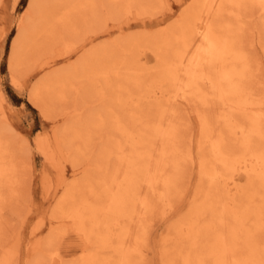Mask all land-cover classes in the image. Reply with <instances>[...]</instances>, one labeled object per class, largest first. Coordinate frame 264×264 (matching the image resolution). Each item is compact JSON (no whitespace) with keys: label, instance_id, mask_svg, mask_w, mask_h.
I'll return each mask as SVG.
<instances>
[{"label":"rangeland","instance_id":"rangeland-1","mask_svg":"<svg viewBox=\"0 0 264 264\" xmlns=\"http://www.w3.org/2000/svg\"><path fill=\"white\" fill-rule=\"evenodd\" d=\"M31 1L0 0V170L5 172L0 264H48L55 250L63 264H118L129 244L136 206L148 192L145 176L160 131L154 115L166 110L167 99L184 80L182 61L205 0H46L29 20ZM245 1L220 0L211 47L218 48L221 59L202 61L197 77L188 82L183 104L177 106L176 138L164 145L162 181L147 197L146 218L182 201L156 225L149 244L139 243L143 255L134 254L129 264H230L226 242L232 247L231 264L264 263V0ZM13 32L9 45L6 37ZM14 46L17 56L11 60ZM47 78L51 82L40 94L41 109L31 98ZM220 87L230 104L219 95ZM239 107L262 117L255 120ZM215 111L223 113L219 122ZM216 140L224 153L222 168L212 160ZM70 188L77 195L67 210L72 218L57 219L58 202ZM186 214L181 231L165 232ZM218 215L227 221L222 228L221 223L217 228ZM76 218L82 224L77 228ZM207 231L212 237L206 238Z\"/></svg>","mask_w":264,"mask_h":264},{"label":"bare ground","instance_id":"bare-ground-1","mask_svg":"<svg viewBox=\"0 0 264 264\" xmlns=\"http://www.w3.org/2000/svg\"><path fill=\"white\" fill-rule=\"evenodd\" d=\"M44 1H46V0H32L31 1V3H30V6H29V11H30V13H29V20H31V18H32V20H33V17L36 15V14H38L40 11H42V9H43V6H44ZM192 1V0H191ZM228 1H230V0H228ZM243 1V0H242ZM245 1V0H244ZM248 1V0H247ZM204 2V1H203ZM262 2V1H261ZM222 3V2H221ZM245 3H246V1H245ZM236 4H237V2H236ZM243 4V3H242ZM247 4V3H246ZM252 4H254V3H252ZM256 4V3H255ZM219 5H220V0H205V3L203 4V6L201 7V8H199V10L201 11V14L199 15V17L197 18V16H195L196 17V25H195V27H194V30H193V32H192V38H193V41L191 42V46H190V48L188 49V51L186 50V48H185V51H187L186 52V55H185V60H183L182 61V63H183V70H184V80L182 81L181 79V83H180V85H178L177 87H176V89H175V92H174V96H173V98H172V100L169 102V100L167 99V101H168V103L166 104L167 105V108H166V110H164V111H162V112H160L158 115H154V116H158V118L157 119H159V125H160V131H159V135H158V141L156 142V147H155V149H154V154L152 155V157H151V159H150V162H149V166H148V176H145L146 178H147V180L145 181L146 182V189H147V191L148 192H146L145 194H142L141 195V197H140V199H139V203H138V205L136 206V213H135V216H134V219H133V224H132V227H133V229H132V234H130L129 235V237L127 238V241H128V243L129 244H127L126 246H125V248H124V252H122L123 253V256L121 255V259L118 261V264H129L130 263V259H131V257L134 255V254H136V255H138V253H139V256H140V254L141 253H143V252H141V250L140 251H138L139 250V248H140V245H139V243L141 242V244H143V242H147L148 244H149V240H150V237H151V233L154 231V228L156 227V225L158 224V223H162V222H164L165 220H167L173 213H174V211L176 210V208H177V206L180 204V202L182 201L181 199L179 200V201H177L178 203H176L174 206H171L170 208H165L164 207V209H163V207H162V211H161V213H157V215L155 216V218H153V219H151V220H148L146 217V212L147 211H150V210H148V205H149V200H148V195L149 194H152V193H156V189H157V186H158V183L160 182V180L162 181V177H163V174H164V159H167V158H165V155L167 154V152H166V149H165V147H164V145H165V143H171V141L173 142L174 141V139L176 138V130H178L177 129V125L175 124V117H176V115H178V114H176V112H177V106H179L180 104H183L182 103V101H183V98H184V94L186 93L185 92V90L187 89V87H188V82L189 81H193L196 77H197V73H198V69H199V66H200V64H201V62L202 61H204V60H212L213 61V59H218L219 57H221L222 56V54L220 55V53H219V51L217 50V49H213L211 46H212V44H213V42H212V25H214L215 23H214V19H215V17H217V12H218V7H219ZM222 6V5H221ZM241 6V5H240ZM239 6V7H240ZM242 6H244V9H246V6L245 5H242ZM261 8V7H260ZM235 9V8H234ZM241 9V8H240ZM243 9V10H244ZM248 9V8H247ZM230 10H232V9H230ZM264 10V8L262 9V11ZM115 11V10H114ZM242 11V10H241ZM244 11H246V10H244ZM243 11V12H244ZM195 12V11H194ZM231 12V11H230ZM239 11L237 10L236 11V14L238 13ZM36 13V14H35ZM42 13V12H41ZM196 13H197V11H196ZM223 13V12H222ZM225 13V12H224ZM223 13V14H224ZM235 14V15H236ZM252 14V13H251ZM258 14V13H257ZM42 15V14H41ZM242 15V14H241ZM250 15V14H249ZM221 16H222V14H221ZM262 16V15H261ZM249 17H251V16H249ZM253 17V16H252ZM86 18V17H85ZM260 18H262V17H260ZM194 19V18H193ZM236 19V18H235ZM238 19V18H237ZM236 19V20H237ZM244 20V19H243ZM254 20V19H253ZM27 21H28V19H27ZM262 21V20H261ZM28 24V23H27ZM195 24V23H194ZM249 24H251V23H249ZM250 26V25H249ZM213 27H215V26H213ZM246 27V26H245ZM24 28V27H23ZM26 28V27H25ZM249 28V27H248ZM222 29V28H221ZM59 31V30H58ZM190 31H191V29H190ZM253 31V30H252ZM23 32V31H22ZM25 32V31H24ZM47 32V31H46ZM32 35V34H31ZM164 35V34H163ZM177 35H179L178 33H177ZM216 36V35H215ZM246 36V35H245ZM185 37V36H184ZM220 37V36H219ZM224 37V36H223ZM249 37V36H248ZM29 38V37H28ZM191 38V37H190ZM189 38V39H190ZM192 38H191V40H192ZM227 38V37H226ZM30 39V38H29ZM184 39V38H183ZM215 39V38H214ZM229 39V38H228ZM247 39V38H246ZM182 40V39H181ZM227 40V39H226ZM176 41V40H175ZM183 41V40H182ZM259 41H260V39H259ZM177 42V41H176ZM227 42V41H226ZM231 42H232V40H231ZM237 43L239 42V41H236ZM261 42V41H260ZM19 41H18V43H16V46L17 47H19ZM220 43V42H219ZM241 43V42H240ZM177 44V43H176ZM181 44H182V42H181ZM185 44V43H184ZM190 44V43H189ZM218 44V43H217ZM227 44H228V42H227ZM236 44V43H235ZM234 44V45H235ZM242 44V43H241ZM241 44H240V46L239 47H243V46H241ZM259 44V43H258ZM262 44V43H261ZM15 45V44H14ZM215 45V44H214ZM238 45H239V43H238ZM243 45V44H242ZM249 45V44H248ZM254 45V44H253ZM16 46H14L13 47V49H12V53H11V60H14V58H15V56H17V50L18 49H16ZM175 47V46H174ZM217 47V46H216ZM235 47H236V45H235ZM238 47V48H239ZM251 47V46H250ZM254 47V46H253ZM252 47V48H253ZM35 49V48H34ZM183 49V48H182ZM240 49V48H239ZM238 49V50H239ZM241 49H243V48H241ZM263 50H264V46H263ZM223 52V51H222ZM227 53V52H226ZM225 53V54H226ZM247 53L248 52H246L245 54L247 55ZM169 55H170V53H169ZM227 56V55H226ZM229 56V55H228ZM230 57V56H229ZM233 57V56H232ZM171 58V57H170ZM173 58V57H172ZM177 58H179V56L177 57ZM174 59V58H173ZM219 59H221V58H219ZM239 59V58H238ZM175 60V59H174ZM225 60V59H224ZM18 61V60H17ZM170 61H171V59H170ZM173 61V60H172ZM212 61L210 62L211 64H213L212 63ZM26 62V61H25ZM209 62V61H208ZM222 62V61H221ZM12 63V62H11ZM173 63H174V61H173ZM172 63V64H173ZM209 63V64H210ZM220 63V62H219ZM13 66L15 65V64H12ZM220 65V64H219ZM218 65V66H219ZM223 65H225V63L223 64ZM206 66V64H204V67ZM226 66V65H225ZM258 66H256V68H257ZM223 68L224 67H222V70H223ZM230 68V67H229ZM216 69V68H215ZM218 71V70H217ZM207 72V71H206ZM215 72V71H214ZM219 72H220V70H219ZM224 73V72H223ZM232 73V72H231ZM182 74V73H181ZM218 74V73H217ZM215 76H216V74H215ZM223 76V74H221V75H219V77H222ZM207 76L205 75V78H206ZM70 79V78H69ZM209 79V78H208ZM224 79V78H223ZM51 79L50 78H47V79H45L44 81H43V84L42 85H40V83H39V86H38V88H36V92L33 94V97L31 98L37 105H40L39 103H41V105H42V108H41V106H39L41 109H44V101L42 102L41 101V98H40V94L43 92V93H45V88L49 85V82H51L50 81ZM207 80V79H206ZM218 80V79H217ZM223 81V80H222ZM207 83V82H206ZM214 83V82H213ZM228 83V82H227ZM179 84V83H178ZM196 84V83H195ZM176 85V84H175ZM209 86H207V88H208ZM199 89V88H198ZM48 90V89H47ZM208 90V89H207ZM50 91H51V89H50ZM189 93V92H188ZM219 95L221 96V98L227 103V104H230V102H229V99H228V96L224 93V89H222L221 87L219 88ZM186 96V95H185ZM249 96V95H248ZM208 97H211V96H208ZM216 97V96H215ZM258 98V97H257ZM213 100V99H212ZM166 101V102H167ZM211 102V101H210ZM209 102V103H210ZM196 104H197V102H196ZM211 106H213V104H211ZM39 108V109H40ZM207 108V107H206ZM228 108L229 109H231V110H233L234 109V107L233 106H228ZM239 111H240V113H242V114H246V116H252V117H255V120H256V118L258 117V118H260V112H258L257 114L254 112V110H252V109H247L246 107H239V108H237ZM235 110V109H234ZM43 111V110H42ZM182 111H183V109H182ZM186 111V110H185ZM201 111V110H200ZM234 113V112H233ZM98 114V113H97ZM187 114V113H186ZM214 114L215 115H213V116H215V118H216V121L217 122H219L220 121V116H222L223 115V113L221 112V111H215L214 112ZM205 115H206V113H205ZM231 115H233L232 114V112H231ZM202 116V115H201ZM210 116V115H209ZM206 117V116H205ZM211 117V116H210ZM262 117V116H261ZM155 118V117H154ZM153 118V119H154ZM180 118V117H179ZM212 118V117H211ZM215 118H214V120H215ZM246 118V117H245ZM234 119V118H233ZM203 120V119H202ZM246 120V119H245ZM215 121V122H216ZM260 121V120H259ZM255 122V121H254ZM245 123V122H244ZM201 125H202V123H201ZM219 125V124H218ZM250 125H251V123H250ZM213 127V126H212ZM215 127V126H214ZM211 128V127H210ZM209 128V129H210ZM208 129V130H209ZM219 129H220V127H219ZM241 131V130H240ZM210 132V131H209ZM220 132V131H219ZM211 133H213V132H211ZM216 133H217V131H216ZM63 134V133H62ZM213 135V134H212ZM212 135H210V137H212ZM209 137V138H210ZM59 138V137H58ZM215 138H217V137H215ZM227 138V137H226ZM229 138V137H228ZM191 139V138H190ZM3 140V139H2ZM201 141V140H200ZM210 141V140H209ZM3 142V141H2ZM214 142H216L215 144H213L212 143V145H213V148H212V150H211V152H212V154H213V156H212V160H213V162L214 163H216L215 165H216V167L217 166H219V168L221 167V165H222V162H224V158H223V151L221 150V144H220V141L219 140H216V141H214ZM61 143V142H60ZM211 143V142H210ZM209 143V144H210ZM175 144V143H174ZM151 145H153V144H151ZM172 145V144H171ZM154 146V145H153ZM167 146V145H166ZM57 147H59L58 145H57ZM153 148V147H152ZM175 148V147H174ZM204 149H205V147H203ZM226 148V147H225ZM168 149H170V148H168ZM44 150V149H43ZM57 150H59V149H57ZM164 150H165V152H164ZM171 150H172V148H171ZM170 150V151H171ZM203 150H201V152H202ZM207 151H209L208 149H207ZM187 152V151H186ZM200 152V151H199ZM12 153V152H11ZM140 153V152H139ZM146 153V152H145ZM166 153V154H165ZM170 153V152H169ZM197 153H198V151H197ZM208 153V152H207ZM233 153V152H232ZM231 153V154H232ZM3 154V153H2ZM227 154V153H226ZM4 155V154H3ZM6 155H8V153L6 154ZM13 155V154H12ZM12 155H11V157H12ZM53 155V154H52ZM68 155V154H67ZM199 155H201L200 153H199ZM209 155V154H208ZM55 156V155H54ZM149 156V155H148ZM238 156V155H237ZM11 157H9V158H11ZM14 157V156H13ZM168 157H169V155H168ZM234 157H236V156H234ZM234 157H233V159H234ZM2 158H4L3 156H2ZM6 158V157H5ZM140 158V157H139ZM237 158V157H236ZM1 159V158H0ZM12 159V158H11ZM11 159H9L10 161H11ZM50 160H52V161H54V157L53 156H50V158H49ZM6 160V159H5ZM7 161V160H6ZM9 161V162H10ZM12 161H14V159L12 160ZM71 161V160H70ZM210 161V160H209ZM3 162V161H2ZM19 162V161H18ZM166 162V161H165ZM212 162V163H213ZM234 162V161H233ZM11 163H13V162H10V164ZM167 163V162H166ZM209 163V162H208ZM235 163V162H234ZM7 164V163H6ZM9 164V163H8ZM18 164V163H17ZM74 164V163H73ZM14 165H16V163L14 162ZM23 165V164H22ZM148 165V164H147ZM172 165H173V163H172ZM224 165V164H223ZM235 165H236V163H235ZM2 166V165H1ZM14 167V166H13ZM12 168V167H11ZM61 168V167H60ZM222 168V167H221ZM223 168H224V166H223ZM215 169H218V168H215ZM228 169V168H227ZM249 169H251V168H249ZM252 169H253V167H252ZM11 170H13V169H11ZM229 170V169H228ZM231 170L233 171V169L231 168ZM239 171V170H238ZM12 172V171H11ZM214 172V171H213ZM219 172V170H215V176L216 175H218L217 177H220V172ZM237 172V171H236ZM17 173H19V172H17ZM227 173H229V172H227ZM10 174V173H9ZM231 174V173H230ZM85 175H87V174H85ZM89 175V174H88ZM222 176H224L223 174H222ZM5 177V172H4V170H0V184H1V181H2V178H4ZM7 177H8V175H7ZM11 177H13V176H11ZM18 178V177H17ZM114 178V177H113ZM221 178V177H220ZM224 178H225V176H224ZM227 179L229 178V176H227L226 177ZM13 179V178H12ZM83 179H85V178H83ZM14 180V179H13ZM145 180V179H144ZM83 181V180H82ZM142 182V181H141ZM216 182H218L217 180L215 181V183ZM6 183V182H5ZM14 183V182H13ZM8 184V183H7ZM76 184V183H75ZM116 184H117V182H116ZM116 184H115V186H116ZM163 184H165L164 182H163ZM221 183H219L218 185L222 188V191H221V189H220V191H221V193L224 191V189H223V187H222V184L220 185ZM224 184V183H223ZM9 185V184H8ZM77 185V184H76ZM89 185H91V184H89ZM100 185V184H99ZM226 185V184H225ZM2 186V185H1ZM165 186V185H164ZM200 186V185H199ZM207 186V185H206ZM216 186H217V184H216ZM14 184L12 185V192L14 191ZM100 187V186H99ZM114 187V186H113ZM112 187V188H113ZM218 187V186H217ZM2 188V187H1ZM198 189H200V188H198ZM85 190V189H84ZM218 190V192H219V189H217ZM226 190V189H225ZM1 191V190H0ZM82 191V190H81ZM80 191V192H81ZM116 191V190H115ZM146 191V190H145ZM164 191V190H163ZM197 191V190H196ZM214 191V190H213ZM187 191H185V193H186ZM215 192V191H214ZM225 192V191H224ZM224 192H223V195H224ZM228 192V191H227ZM13 193H15V192H13ZM92 193V192H91ZM197 193H199V191H197L196 192V194ZM201 193V192H200ZM111 194V193H110ZM165 194V193H164ZM205 194V193H204ZM74 195H75V190H72L71 188L68 190V192H66L65 194H64V196H62V198L60 199V201L58 202V206L56 207V213H57V215H58V217H57V219L58 218H60V219H62V218H72V216H70L71 214L67 211L68 209H69V205H70V203L72 202V200H73V198H74ZM203 195V194H202ZM202 195H200L201 197H203ZM219 195H220V193H219ZM222 195V194H221ZM75 196H77V195H75ZM200 196H198V197H200ZM214 196V195H213ZM216 196V195H215ZM214 196V197H215ZM165 198H166V196H164ZM196 196L194 195V197L193 198H195ZM217 198H218V196H216ZM220 197V196H219ZM227 197H229V196H227ZM226 196L225 197H222V198H227ZM1 198V197H0ZM81 198V197H80ZM80 198H79V200H80ZM84 198H85V195H84ZM129 198V197H128ZM216 198V199H217ZM13 199V198H12ZM81 199H83V196H82V198ZM219 199V198H218ZM220 199H221V197H220ZM196 200V199H195ZM226 200V199H225ZM81 201V200H80ZM110 200H108V202H109ZM152 201V200H151ZM204 201V200H203ZM228 201V200H227ZM224 202V201H223ZM113 203V202H112ZM191 204V206H193L194 205V203H193V200L190 202ZM197 203V202H196ZM226 203V202H225ZM224 203V204H225ZM164 204V203H163ZM221 204V203H220ZM76 205V204H75ZM79 205H81V204H78L76 207H78ZM126 205V204H125ZM223 205V204H222ZM226 205V204H225ZM225 205H223L224 207H225ZM82 206V205H81ZM164 206V205H163ZM168 206V205H167ZM219 206V205H218ZM227 206H229L228 204L226 205V208H227ZM84 207V206H83ZM82 207V208H83ZM90 207V206H89ZM108 207V206H107ZM179 207V206H178ZM230 207V206H229ZM85 208V207H84ZM106 208V207H105ZM127 208H129V207H127ZM132 208V207H131ZM130 208V209H131ZM191 208V207H190ZM201 208V207H200ZM222 208V207H221ZM221 208H219V210L221 209ZM72 209V208H71ZM123 209V208H122ZM121 209V210H122ZM135 209V208H134ZM154 209V208H153ZM199 209V208H198ZM78 210H80V209H78ZM91 210V209H90ZM103 210V209H102ZM106 210V209H105ZM111 210V209H110ZM201 210V209H200ZM208 210V209H207ZM85 211V210H84ZM123 211V210H122ZM135 211V210H134ZM133 211V212H134ZM189 211V210H188ZM192 211V210H191ZM203 211V210H202ZM211 211V210H210ZM209 211V212H210ZM221 211H223V210H221ZM87 212V211H86ZM91 212V211H90ZM96 212V211H95ZM118 212V211H117ZM194 212H196V211H194ZM198 212V211H197ZM212 212V211H211ZM84 213V212H83ZM89 213V212H88ZM100 213V212H99ZM120 213V212H119ZM118 213V214H119ZM191 213V212H190ZM193 213V212H192ZM202 213H204V212H202ZM213 213V212H212ZM75 214H77V213H75ZM96 214V213H95ZM101 214V213H100ZM100 214H99V216H100ZM151 214H153L152 213V211L149 213V215H151ZM189 214V213H188ZM188 214H186V215H188ZM206 214V213H205ZM210 214V213H209ZM220 214V213H219ZM221 214H223V213H221ZM73 215V214H72ZM80 215V214H79ZM93 215V214H92ZM133 215V214H132ZM195 215V214H194ZM216 215V214H215ZM225 215V214H224ZM81 216V215H80ZM85 216H87L86 214H85ZM89 216H90V214H89ZM96 216H97V214H96ZM109 216V215H108ZM206 216V215H205ZM218 216H220L218 219H217V222L214 220V219H212L211 218V220L213 221H215L216 223H218L219 222V224H218V227L217 228H219V225H220V223L221 222H227L226 220H223V216L222 215H218ZM226 216V215H225ZM77 217V216H76ZM84 217V216H83ZM101 217H102V215H101ZM125 217H127V216H125ZM186 217L188 218L189 217V215L188 216H185V218H182V219H179V220H175V221H173V222H171L170 224L171 225H169L167 228H166V230H165V232L167 231H170L171 229V231H173V229L174 228H180V231L183 229L182 227L184 226V222L187 220L186 219ZM193 217V216H192ZM214 217V216H213ZM74 218V217H73ZM88 219V218H87ZM150 219V218H149ZM210 219V218H209ZM81 220V219H80ZM78 218H76V220L74 219V221H73V224H74V226H76V228L77 227H80L82 224H81V221H80ZM84 220H86L85 218H84ZM89 220V219H88ZM90 220H91V218H90ZM64 221V220H63ZM208 221H210V220H208ZM83 222V221H82ZM85 222V221H84ZM90 222V221H89ZM123 222V221H122ZM211 222V221H210ZM66 223V222H65ZM87 223V222H86ZM85 223V224H86ZM192 224V223H191ZM190 224V225H191ZM58 225H60V224H58ZM62 225V224H61ZM88 226H89V223L87 224ZM186 225V224H185ZM204 225V224H203ZM206 225H207V223H206ZM206 225H204V226H206ZM222 225L224 226V223L222 224L221 223V228H222ZM226 225H228V224H225V227H228V226H226ZM83 226H85V225H83ZM100 226V225H99ZM199 226V225H198ZM203 226V227H204ZM208 226H209V224H208ZM207 226V227H208ZM59 227V226H58ZM72 227H73V225H72ZM186 227V226H185ZM200 227H202V226H200ZM101 228V227H100ZM195 228V227H194ZM230 228V227H229ZM89 229V228H88ZM224 229V228H223ZM227 229V228H226ZM225 229V230H226ZM74 230V229H73ZM77 230V229H76ZM95 230V229H94ZM136 230L138 231V233H136ZM177 230V229H176ZM206 230V229H205ZM217 230V229H216ZM224 230V231H225ZM228 230V229H227ZM231 230V229H230ZM75 231V230H74ZM86 231H87V229H86ZM177 231H179V230H177ZM176 231V232H177ZM212 231V230H211ZM77 232V231H76ZM79 232H81L80 234H79ZM83 230L82 231H79L78 230V234L79 235H83ZM90 232V231H89ZM88 232V233H89ZM100 232V231H99ZM203 232V231H202ZM210 232V231H209ZM218 232V231H217ZM87 233V232H86ZM102 233V232H101ZM110 233H111V231H110ZM134 233H136V235H134ZM204 233V232H203ZM203 233L202 234H200V235H203ZM207 234H206V238H207V236H211L212 237V234H208V231L206 232ZM221 233V232H220ZM85 234V233H84ZM90 234V233H89ZM96 234V233H95ZM117 234V233H116ZM125 234H127V233H125ZM215 234V233H214ZM87 235V234H86ZM86 235H84V236H86ZM96 235H98V234H96ZM193 235H195V234H193ZM222 235V234H221ZM231 235H232V233H231ZM99 236V235H98ZM97 236V237H98ZM111 236V235H110ZM203 236H205V235H203ZM214 236V235H213ZM223 236L224 235H222V238H223ZM225 236H226V234H225ZM233 236V235H232ZM123 237H125V236H123ZM202 237V236H201ZM214 237H217L216 235L214 236ZM229 237H231V236H229ZM164 238V237H163ZM203 238V237H202ZM60 239V238H59ZM93 240L95 239L94 237L92 238ZM102 239V238H101ZM219 239V238H218ZM233 239H234V237H233ZM85 240H86V237H85ZM100 240V239H99ZM161 241V244L164 242V240L163 239H160ZM204 240V239H203ZM208 240H210V239H208ZM214 240H217V239H214ZM213 240V241H214ZM229 240V239H228ZM57 241V240H56ZM120 241V240H119ZM173 241V240H172ZM176 241V240H175ZM205 242H206V239L204 240ZM226 241V240H225ZM224 241V242H225ZM233 241V240H232ZM90 242H91V240H90ZM104 242V241H103ZM114 242V241H113ZM196 242H200V241H196ZM204 242V243H205ZM230 242H231V240H230ZM96 243H98L99 244V242L97 241ZM118 243V242H117ZM124 243H127L126 241L124 242ZM194 243V242H193ZM202 243V242H201ZM232 243V242H231ZM37 244V243H36ZM104 244V243H103ZM120 244H121V242H120ZM192 244V243H191ZM210 244V243H209ZM208 244V245H209ZM212 244H214V242L212 243ZM212 244H211V246H212ZM244 244V243H243ZM92 245H95L94 243L92 244ZM163 245V244H162ZM190 245V244H189ZM193 245V244H192ZM246 245V244H245ZM112 246V245H111ZM164 246V245H163ZM221 246V245H220ZM219 246V247H220ZM225 252H226V254H227V258L230 260V264L232 263L231 261V258H232V247H231V245L229 244V243H225ZM90 247V246H89ZM107 247H109V246H107ZM144 247V246H143ZM147 247V246H146ZM149 247V246H148ZM166 247H168V245L166 244V246H165V248ZM198 247V246H197ZM205 247H206V245H205ZM209 247H210V245H209ZM234 248H235V246H233ZM35 248V247H34ZM39 248V247H38ZM101 248V247H100ZM162 248V247H161ZM164 248V249H165ZM199 248V247H198ZM207 248V247H206ZM244 248H245V246H244ZM88 249V248H87ZM98 249H99V247H98ZM103 249V248H102ZM108 249V248H107ZM182 249V248H181ZM215 249V248H214ZM6 250V249H5ZM35 250V249H34ZM33 250V251H34ZM103 250H106L105 249V247H104V249ZM151 250V249H150ZM170 250V249H169ZM183 251H184V248L182 249ZM189 249H187V251H188ZM201 250V249H200ZM211 250V249H210ZM98 251H100V249L98 250ZM108 251V250H107ZM120 251V250H119ZM190 251V250H189ZM213 251V250H212ZM241 251V250H240ZM246 251H248L247 250V248H246ZM184 252H186V251H184ZM204 252H206V251H204ZM215 252H217V251H215ZM223 252V251H222ZM221 251L219 252V253H222ZM249 252V251H248ZM98 253V252H97ZM183 253V252H182ZM191 253V252H190ZM194 253V252H193ZM238 253H240L239 251H238ZM99 254V253H98ZM111 254V253H110ZM113 254V253H112ZM178 254V253H177ZM212 254V253H211ZM214 254V253H213ZM251 254V253H250ZM250 254H248L249 256H250ZM5 255H7V254H4V256ZM45 255V254H44ZM143 254H141V256H142ZM183 255V254H182ZM184 255H186V254H184ZM207 255V254H206ZM216 255V254H215ZM222 255V254H221ZM238 256L240 255L241 256V253L240 254H237ZM247 255V256H248ZM4 256H2V258H4ZM59 256H60V254H58L57 255V250H55V251H53V252H51L50 254H49V263L48 264H63L62 263V261H61V259H59ZM107 256L109 257V255L107 254ZM139 256H138V258H139ZM167 256V255H166ZM202 256V255H201ZM240 256H239V259H240ZM89 257V256H88ZM113 257V256H112ZM120 257V256H119ZM135 257V256H134ZM163 257V256H162ZM161 257V258H162ZM171 257V256H170ZM175 257V256H174ZM237 257V256H236ZM251 257H253V256H251ZM9 258V257H8ZM111 258V257H110ZM135 258H137V257H135ZM178 258H180V257H178ZM226 258V257H225ZM248 258V257H247ZM255 258V257H254ZM262 258V257H261ZM6 259V258H5ZM108 259V258H107ZM180 259H183V258H180ZM179 259V260H180ZM206 259V258H205ZM204 258H203V260H205ZM220 259H221V257H220ZM227 259V260H228ZM251 259V258H250ZM140 260H143V259H140ZM167 260H170V259H166V260H164V261H167ZM209 260V259H208ZM226 260V259H225ZM242 260V259H241ZM10 261V260H9ZM91 261V260H90ZM137 261H138V259H137ZM163 261V260H162ZM173 261V260H172ZM171 261V262H172ZM177 261V260H176ZM175 261V262H176ZM182 261V260H181ZM190 261V260H189ZM192 261V260H191ZM206 261V260H205ZM244 261V260H243ZM37 262H38V260H37ZM103 262V261H102ZM114 262V261H113ZM136 262V261H135ZM168 262H170V261H168ZM174 262V263H175ZM193 262V261H192ZM196 262H197V260H196ZM195 262V263H196ZM202 262V261H201ZM218 262V261H217ZM234 262V261H233ZM248 262V261H247ZM251 262H253V261H251ZM81 263V262H80ZM107 263H108V260H107ZM137 263V262H136ZM173 263V262H172ZM187 263V262H186ZM198 263H199V261H198ZM250 262H248V264H249ZM41 264V263H40ZM43 264V263H42ZM87 264H89V263H87ZM96 264H97V262H96ZM103 264H104V262H103ZM131 264H133V263H131ZM167 264V263H166ZM178 264V263H177ZM184 264V263H183ZM189 264V263H188ZM197 264V263H196ZM202 264V263H201ZM207 264V263H206ZM210 264V263H209ZM218 264V263H217ZM247 264V263H246ZM264 264V263H263Z\"/></svg>","mask_w":264,"mask_h":264},{"label":"snow or ice","instance_id":"snow-or-ice-1","mask_svg":"<svg viewBox=\"0 0 264 264\" xmlns=\"http://www.w3.org/2000/svg\"><path fill=\"white\" fill-rule=\"evenodd\" d=\"M12 35H14V32H13V34H11V35H9L8 37H6V42H7V44H9V45H10V43H11ZM6 55H7V54H6ZM17 104H19V101H17ZM25 114H26V110H22V115H25Z\"/></svg>","mask_w":264,"mask_h":264}]
</instances>
